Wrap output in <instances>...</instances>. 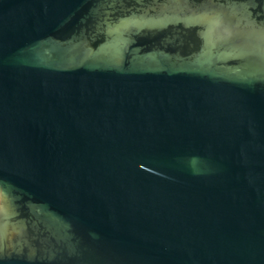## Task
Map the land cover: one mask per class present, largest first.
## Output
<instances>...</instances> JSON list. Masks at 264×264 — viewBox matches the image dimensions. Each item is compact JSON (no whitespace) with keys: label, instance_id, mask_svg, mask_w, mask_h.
Instances as JSON below:
<instances>
[{"label":"water","instance_id":"1","mask_svg":"<svg viewBox=\"0 0 264 264\" xmlns=\"http://www.w3.org/2000/svg\"><path fill=\"white\" fill-rule=\"evenodd\" d=\"M0 264H264V0H0Z\"/></svg>","mask_w":264,"mask_h":264}]
</instances>
